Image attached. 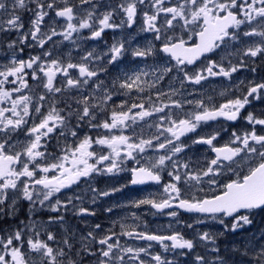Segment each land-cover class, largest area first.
Here are the masks:
<instances>
[{
  "label": "snow or ice",
  "instance_id": "6c2138e0",
  "mask_svg": "<svg viewBox=\"0 0 264 264\" xmlns=\"http://www.w3.org/2000/svg\"><path fill=\"white\" fill-rule=\"evenodd\" d=\"M145 4L146 0H119L118 4L109 5V10L98 12L96 0H79L78 4L74 0H11L10 5L8 0H0V33L17 34L7 48L15 51L18 45L31 47L34 42L44 49L27 60L14 55L7 65H0V219L15 217L19 200L29 202L30 213L39 205L57 214L47 222L29 217L27 223L20 221L14 230L0 229V264H32L29 253L38 254L40 264H84L85 257L94 258L93 264H174L160 254L149 253L151 244L122 245L121 237L154 241L165 252L179 249L195 253L198 246H203L205 252L196 253L193 264H264V243L245 245L243 250L234 247L231 256L226 255L227 248L222 254L217 244L224 232H236L251 225L254 215L264 212V112L242 116L253 99H264V83H251L246 93L219 104L213 103L211 97L188 99L193 93L185 94L176 88L170 92L158 90L155 98L151 93L147 98L141 95L173 71L183 89L186 82L198 85L208 77L231 78L245 66V57L264 56V0H147L149 10L142 12L141 31L153 33V41L160 42L158 47L149 42L130 48L125 42L116 41L105 52L96 48L82 50L76 62L55 54L54 48L45 49L49 42L55 46L53 38L57 36L75 45L78 39L99 40L108 29L124 25L130 28L141 11L139 6ZM24 12H31V26L27 30L21 15ZM117 14L124 17L120 24L114 23ZM46 18L50 19L49 24ZM242 26H248L243 37L260 40L237 50L240 56L237 64L229 61L225 67L222 62L208 59L206 54L221 49L228 41H239ZM84 30L89 35L83 36ZM23 50L19 48L20 52ZM127 55L133 60L159 56L164 67H153L152 82L144 79L149 76L144 70L124 72L110 84L101 79L109 71L107 66H115ZM201 58L208 62L203 63ZM27 76L44 90L35 102L32 95L23 94V89L29 87ZM17 82L19 86H15ZM5 84L14 86L7 89ZM86 89L91 91L85 94ZM68 90H75L77 95L71 97V103L64 101L63 108L57 106L60 101L49 100L50 95L55 97ZM113 91L128 99L116 105L107 119L93 123L98 115L95 109L106 111L108 102L113 100ZM177 95L181 98L173 99ZM72 118L76 119L77 127L87 123L105 132L79 138L77 131L72 130L77 143L65 146L59 156L46 154L48 138L67 127ZM147 118H154L148 126L156 129L147 138L123 133ZM220 118L231 122L243 119L249 127L233 130L223 144L218 139L223 129L204 135L197 133L203 125ZM19 131H24L27 137L22 143L14 140ZM117 131L119 134H114ZM60 135L64 132L60 131ZM194 145L207 146L208 154L195 160L186 157V151ZM146 153L151 154L145 157ZM127 160L138 165L127 169L131 173L130 184L154 182L162 186L159 197L149 195L135 201V207L148 205L161 214L170 210L166 214L177 218V224L181 223L180 211L198 214L193 217L195 225L211 220L222 225L224 231H201L193 223H187L185 227L193 232L191 238H186L179 230L155 234L137 231L138 225L130 228L120 223L121 231L116 232V222L107 231L97 223L86 235L81 234L79 248L74 242L76 234L70 229H65L62 240L57 242L49 226L64 223L62 210L71 207L78 216L96 215L94 209L83 206L81 196L62 200L57 194L82 180L87 182L94 174L116 175L125 171L123 165ZM165 172L170 179L162 183ZM122 187L125 186L101 190L89 185L91 203L121 191ZM132 216L139 219L135 213ZM261 239L264 240V232ZM53 243L57 246L53 247ZM210 253L214 255L210 257ZM142 256H150V261L146 262Z\"/></svg>",
  "mask_w": 264,
  "mask_h": 264
},
{
  "label": "rangeland",
  "instance_id": "374dc122",
  "mask_svg": "<svg viewBox=\"0 0 264 264\" xmlns=\"http://www.w3.org/2000/svg\"><path fill=\"white\" fill-rule=\"evenodd\" d=\"M9 5L11 0H8ZM75 3H79V0H74ZM98 4V3H97ZM87 7V6H85ZM141 9V13L145 10L144 7L146 9H148L147 7V0H146V4L145 5H140L139 6ZM108 10L107 8L102 7L101 10L98 7V12H104ZM149 10V9H148ZM22 15V19L23 22L26 23V25L28 24V21L30 22V17H31V12H24L21 13ZM118 14L114 16V23L115 21H117L118 18ZM51 21L49 18H46V24H49ZM59 23H63V22H59ZM118 24V22L116 23ZM142 29V25L141 23L138 22L137 24V31L135 34H132L131 36H127L126 40L127 41H132L133 43H138L141 41L142 36L145 34V31H141ZM27 30V29H24ZM45 31H47V28L45 27L44 29ZM59 30V29H58ZM118 30V31H117ZM248 30V26H242L241 30H240V37L241 39L239 41H228L226 46H222L221 49H217L214 52V61L217 62H222L224 64L225 67L228 66L229 61H231L232 64H237L239 62L240 56L237 55V50H243L245 47L250 46L256 42H259L260 38L259 37H243V31ZM108 32V37L111 38V41H103L102 43V50H97L98 52H105L107 51L108 47L113 44L116 41H122L123 40V36H124V32L126 31V25H124L121 28H117V29H108L106 30ZM117 31V33L115 34V32ZM83 35V34H82ZM17 34L16 33H0V40H2L1 43V48L2 50H4V48L6 47L7 43L12 40V39H16ZM84 36V35H83ZM115 36H117L115 38ZM73 38H76V34H73ZM54 41H56L57 43L55 44V46L52 44V42H49L48 44L45 45V49H55V54L60 55L62 58H64L65 60L69 59L70 57H75L79 59V56L82 54V50H87L88 47L91 46L92 48H96L94 47V44L91 43L90 44V40H77V44H72L70 41H62V37H54L53 38ZM107 39V38H106ZM150 40H153V38H151ZM32 46L35 47L34 42H32ZM103 46H105V48H103ZM39 48V47H38ZM40 49V48H39ZM9 51H11L10 49H8ZM44 51V49H40L39 54H41V52ZM5 56H7V60H11L12 57L15 55L16 58L18 59V57L20 59H24V55L21 56V52L19 51V55L17 57V53L13 52L11 55H9V53H5ZM28 58L31 56L30 54L27 55ZM264 58V56H262ZM223 58V59H222ZM4 60L2 65H7L6 61ZM25 60V59H24ZM264 61V59H263ZM144 61H139L137 60L136 62H134V65L136 67L137 70H144V71H148L149 73L152 72L151 67L148 66L147 63L141 64ZM146 62H149L146 60ZM208 62V60L206 61ZM206 64V63H205ZM245 61H244V65H245ZM244 67V66H243ZM241 67L239 69V71L235 72L232 74L231 78H226L223 76H218L217 79H214V77H211V79H206L204 81H202L200 84L198 85H194V84H190V83H185L184 88L181 89L180 84L178 81H174L172 78L167 77L169 74L166 75V77L160 81L159 83L156 84V88L155 91L152 92L151 94L153 95V98H155V93L159 90V91H163V92H170L171 88H176V89H180V91L184 92L185 94L187 93H193V95L188 96V99H193V98H205L207 99L208 97L212 98V102L213 103H217V101L219 103H223L226 101V99L232 98L234 96L230 95V89H240V78H238L237 76H239L240 71H242ZM30 71V70H28ZM261 73L258 74V76L262 75V70L260 71ZM172 76L174 78L177 77V74H172ZM236 77V78H235ZM27 80L31 81V77L27 76L25 77ZM101 79L103 80V76H101ZM154 80V77H151L150 80H148L149 82H152ZM34 81V80H33ZM250 82V81H248ZM38 83V82H36ZM18 84V82H17ZM17 84L15 86H17ZM250 85V84H248ZM14 86V85H13ZM12 88V87H11ZM40 91L37 92L36 88L35 90L32 92V88L28 87L27 89H25L23 91V94H28V95H32L33 96V101L35 102L36 97L41 94L44 90L42 87L39 86ZM188 89V90H186ZM147 90V88H146ZM91 89H86L85 90V94H87V92H90ZM238 93L239 91H235L234 93ZM146 93V91H145ZM143 93L141 95H143L145 98H147V95ZM221 93H223V95H221ZM233 93V94H234ZM103 93H98L97 95H102ZM73 95H77V93L75 92V90H68L65 93L62 94H56L55 97H52L51 95L49 96V100L51 99H56L57 101H60V103L57 105L58 107L63 108L64 105V101H68L69 103H71V97ZM135 93H133V97H135ZM121 97L120 99L116 100L113 103L107 104V108L106 111H101L99 108L95 109V111L97 112V121H93V123L102 121L104 119H107L110 116L111 111L113 110V108L116 105H119L122 101L124 96L123 95H117L116 93L114 94V97ZM127 97V96H126ZM181 97L179 95L177 96H173V99H180ZM98 103V101H97ZM46 106H47V102H45ZM73 107H76V105L73 104ZM248 112H254L257 115L259 114V110L256 109L255 107H253V111H250V109H248L246 111V113L244 114V116L247 115ZM263 112H264V108H263ZM154 118H147L146 121H137L136 124H132L131 127L124 129L123 133L125 135H143L145 138H147L148 136H150L153 132L156 131V129L150 128L148 125L153 123ZM31 123V121H30ZM212 124H207V125H203L201 128H199L197 130V133L200 134L201 132L203 133H207V132H213L216 130H221L220 135H222L221 133L225 130L224 127L220 126V124H216L215 127H212ZM249 126L247 125L246 121H244L243 119L241 120V122H238L236 124V128L235 130L238 131H243L245 129H247ZM75 130L78 133V137L82 138L84 135H90V136H97V135H101L104 134L105 130L103 129H94L89 127V125L87 123H81L79 127H77V121L75 118H72L71 121L67 124V127L60 129L58 131H56L55 133H53L47 140V144H46V154L47 153H51L54 156H59L62 154V149L65 148V146H72L74 143L78 142V138L77 137H73L71 135V131ZM60 131L64 132V135L61 136L60 135ZM114 134H119V131L115 132ZM196 134H190V136L195 137ZM17 137H18V142H24L26 141L27 137L24 133V131H19L17 133ZM229 138H224L222 139V143H225L226 141H228ZM220 141V139H219ZM187 143L191 144V142H189V140L186 141ZM105 152H107V149H104ZM151 153H146L144 154L145 157L147 155H150ZM207 153V151L203 148H197V151H193V152H186V157H190L193 160L197 159V158H203ZM138 159L140 158L139 156L137 157ZM141 163H143V160H141ZM138 165H136V162L134 160H127L125 162V164L123 165V167L126 169L125 171H122L116 175H100V174H94V176L89 179L87 182H84L83 180L76 185L75 187H71L69 189H67V192L62 191L61 193L57 194V196L64 200L68 197H75V196H81L84 200V203L90 204L89 205H83L85 207H89L91 209H94L95 211L98 209V206H101V208L98 211H103L102 215H96L97 218L99 219V223L101 224V220H105L104 222V227L105 228H113V222H116L114 230L116 232H120L121 229L119 227L120 223H124L126 225H129L130 228L131 227H136L138 225V227H136L137 231H146V230H150V231H174V230H179L181 232H183V234L188 235L189 232L192 236V230L185 227V225L187 223H193L194 224V220L192 217H188L186 215L180 214L178 219L181 221L180 224L176 223V219L177 218H172L170 216H168L166 213L169 210H165L164 214L161 213H156L152 208H150V206L148 205H142L139 208L134 206V202L138 201L140 199L146 198L149 195L155 196V197H159V195L162 193V186L160 185L158 188H154V190H150L152 187H149L147 189H144L145 187L142 188H138V189H134V188H130L129 187V181H130V171H128L127 169H131L133 167H137ZM162 178H163V183L168 182V180L170 179L167 176V173H163L162 174ZM224 179V178H223ZM154 184V183H153ZM89 185L97 188V189H101V190H109L113 187H121V186H125L122 187V190L119 192H115L112 195L108 196V197H101L103 200V205H102V200L101 198H99L97 200V202L95 204L91 203V196L92 193L89 191ZM157 185V184H155ZM72 191V192H70ZM75 203L80 202V201H74ZM78 204V203H77ZM126 206V207H123ZM71 208V207H70ZM107 208H111L112 211L111 212H107L106 209ZM72 210V209H71ZM64 211V210H62ZM73 211V210H72ZM66 214H62L65 217L64 219V223L63 224H52L49 226V230H51L54 234H56L57 236V242H60L62 240V237L65 234V229H70L72 232H74L76 234L77 232V223L76 221L79 220L80 222L82 220L88 221L86 216H78L76 215L74 218H72L73 222L72 223L70 220L67 219V211ZM74 212V211H73ZM135 213L137 217H139V219H134L132 214ZM70 215H72L71 213H69ZM56 213L51 212L48 207L45 206V213L40 214V222H47L50 216H56ZM94 216V217H96ZM255 218V215L253 217V219ZM96 223H90L88 225L87 231L86 233L92 228L94 227ZM169 225H171V227H169ZM252 225V224H251ZM251 225H247L242 229H238L240 231L243 232L244 236L241 239H232V241L234 242H238L241 244V247L236 246V248H239L241 250H243L245 245H254L257 242H261V236H259L258 233H262L264 232V230L262 229V225L260 228H254L253 231L250 230V226ZM210 226L212 231L215 232H221L224 231L223 226L219 225L218 223H215L214 221L208 220L205 224L202 225H195L194 224V228H197L201 231H205V227ZM107 229V230H108ZM247 229V230H246ZM105 229V231H107ZM130 230V229H129ZM237 230V231H238ZM236 231V232H237ZM236 232H230L232 235H236ZM245 232V233H244ZM85 235V234H84ZM76 236H78L76 238V240L74 241L76 243V247L79 248L80 247V243H79V239H80V235L76 234ZM191 236L186 237V238H191ZM223 237V236H222ZM219 237V238H222ZM45 238L46 237H42ZM124 240V242L122 241ZM51 243V242H50ZM120 243L123 245H127V246H132V247H140L139 245H137L138 243L133 242L130 238L128 237H121L120 238ZM57 243H53V247H56ZM201 248L204 249L203 246H200ZM226 248H230L229 246ZM25 251L27 252V247L25 246ZM201 251V250H199ZM171 254L168 255L166 257L167 260H171L174 262V264H187V263H181V258L185 257L186 255H183V253H185V250H170L169 251ZM202 252H205V249L202 250ZM143 259H145V261H148V256H142ZM29 259L32 261V264H40V257L38 256V254L36 253H29ZM235 259H239L237 258V256L235 257ZM93 260L94 258L92 257H85L84 259V264H93Z\"/></svg>",
  "mask_w": 264,
  "mask_h": 264
},
{
  "label": "flooded vegetation",
  "instance_id": "af4514ba",
  "mask_svg": "<svg viewBox=\"0 0 264 264\" xmlns=\"http://www.w3.org/2000/svg\"><path fill=\"white\" fill-rule=\"evenodd\" d=\"M96 2L98 3L99 8L101 10L102 7L107 8L109 5L118 4L119 0H96ZM144 9L148 10L145 7H144ZM118 16L119 17L117 18V21H115V23L118 22V24H120L121 20L124 17H123V14H118ZM60 22H63V21H60ZM138 22L141 23L142 27L144 26L143 25V15H142L141 11L138 14V16L136 18V22L132 25V27L129 28L126 25V31L124 32V36H123L122 42H125L126 46L130 47V48H135V47H138V46L143 47V46L148 45L149 42H154L157 45V47H158L159 43H160L159 41L150 40L151 38H153V35H154L151 32H145V34L141 38V41L138 42L137 44L133 43L132 42L133 40L132 41H127L126 40L127 36H131L132 34L136 33ZM24 24H25V29H27V28H29L31 26L29 21H28L27 25H26L25 22H24ZM117 31L115 32V34L117 33ZM82 34L84 36H87V35H89V32H88V30H84ZM116 37L117 36H115V38ZM105 40L112 42L111 38L108 37V32L107 31H105V33L103 34L101 39H99V40H90V44L93 43L94 47H96L97 50H102V43ZM1 43H2V40H0V65H2L4 60H7V58H8L7 56L4 55L5 53H9V55H11L13 52H16L17 53V57L20 56L19 55V48H21V47H23V49H24L23 52H21V56L24 55V59L25 60L28 59L27 55H29V54L31 56L32 55H39L40 49L37 46L28 47V46H25V45H18L17 49L15 51H13V50L9 51L8 48H7V45L4 48V50H2ZM103 48H105V46H103ZM87 50H91V46L88 47ZM161 55H163V54H161ZM213 56H214V53H208L207 54V57L210 60L214 59ZM70 58L72 59L73 62L78 61V58H75V57H70ZM18 59H20V58L18 57ZM201 59H202L203 63H207L206 59H204V58H201ZM238 59L240 60V58H238ZM263 59L264 58L262 56H257L256 58H250V57H245L244 58V61H245L246 64L242 68V71H240L239 76H237L238 78H240V81L243 82V83L240 84V89L231 88L230 89V95L239 96V95H242V94L246 93L247 88L250 86L248 84H251V83H264V61H263ZM137 60L144 61L141 64L147 63L148 66L151 67V68H153L154 66H159L162 69L164 67V62L160 59L159 56H157V57H149V58H147V61H149V62H146V60H142V59L133 60V58L130 55H127L119 63H117L115 66H111V65L107 66L109 71H108L107 74H102L101 75V76H103V80L107 84H110L111 80L113 78H115L116 76L121 75L124 72H131L132 70H137L135 65H134V62H136ZM9 62L10 61L7 60L6 64H8ZM199 64H200V62H198V65ZM189 67L193 68L195 66H189ZM253 68L255 69V71H252ZM140 70H142V69H140ZM261 70H262L263 73H262V75L258 76V74L261 73L260 72ZM151 73H149V76L145 77L144 79L150 80V78L153 77L151 75ZM172 74H177V73L175 71H173L172 73H169V75L167 77L172 78L174 81H178V79L174 78L172 76ZM217 77L218 76H215L214 79H217ZM208 78L211 79V77H208ZM248 81H250V82H248ZM36 82L37 81H33V80L29 81L28 80V84H29V87L32 88V92L35 90V88H36L37 92L40 91L38 83H36ZM17 86H19V82H18ZM4 87L7 88V89H11V87H13V85L12 84H5ZM155 88L156 87L151 88V89H147L145 94L148 96L150 93L155 91ZM24 90L25 89H23V91ZM186 90H188V89H186ZM235 91H239V92L238 93L237 92L234 93ZM114 94H115V91H113V100L109 101L108 104L113 103L116 100L121 98L120 96L119 97H114ZM14 95H16V94H14ZM127 99H128V97L124 96L123 101L127 100ZM218 101L215 104H219ZM5 106H7V105H5ZM253 107L258 109L259 110V114H261L263 112V108H264V99H253L251 104L246 107V110H244L242 112V116H244V114L246 113V111L248 109H250V111H253ZM241 120L242 119H240V120H238L236 122H228V121H225L223 119H219L217 121L209 122V124H212L213 125L212 127H215L216 124H220V126L225 128V130L221 133L222 135H220V137L218 138V139H220L219 143L223 144L221 140L226 138V137L229 138L230 137V133L233 130H235L236 124L238 122H241ZM207 133H210V132H207ZM207 133L201 132L200 135H204V134H207ZM14 140L18 142L17 134H15ZM189 142H191V140H189ZM197 148H203V149H205L207 151V146H205V145H194V146L191 147V149L187 150L186 152L197 151ZM223 178L226 180L228 177L225 176ZM163 181L164 180L162 178V183H163ZM75 186L76 185H73L72 187H75ZM159 186L160 185H155V183L154 184L153 183H149V184H146V185L131 187L130 183H129V187L130 188H134V189H138V188H142V187H145L144 189H147L149 187H152L150 190H154V188H158ZM62 191L67 192V189L66 190H62ZM70 192H72V191H70ZM101 200H102V198H101ZM77 203L80 204V202H77ZM83 205L91 206L90 204H87V203H84ZM102 205H103V200H102ZM17 206H18L19 210H18V212H17L15 217H13V218L3 217L2 219H0V229L4 230L5 232H7L8 230H14L17 227V225L19 224L20 221H24L25 223H27L29 221V217H31V219L40 221L39 215L45 213V207H40L39 205L36 206V209H35L34 212L30 213L29 212V202L26 201V200H19L17 202ZM123 207H126V206H123ZM100 208H101V206H98V209L96 210V215L97 214L99 216L102 215L103 211H98ZM153 210L156 212L155 209H153ZM61 213L62 214H66V212H64V211H61ZM69 213H71L72 215H70ZM180 214H183V215H186V216L192 217V218L194 216L198 215V214H185V213H182L181 211H180ZM75 216H76L75 212H73L71 210V208H69V210H67V219L75 224V222H73V220H72V218H74ZM86 217H87L88 221H85V220H82L81 222L79 220L76 221V223L78 225L77 228H76L77 229L76 234H78L80 236H81V234H85L86 235V231H87L89 222L90 223H96V224L99 223V219L97 218V216L96 217H94V216H86ZM100 222H101V225H102L103 229L107 230L108 228L104 227L105 220H101ZM204 230L213 232L210 226L205 227ZM146 231L150 232V233H155V234H165V235L171 234V231H167V230H165V231H150V230H146ZM189 231H190V229H189ZM182 234H183V232H182ZM258 234H259V236H261V233H258ZM188 236L189 237L191 236L190 232H189L188 235H185V237H188ZM243 236H244V234L240 230H238L236 232V235H232L230 232H224L223 237L217 239V244L219 245V247L221 249V253L224 254V249L229 246L230 248L229 249L227 248L229 251H228V253L226 255L231 256L232 249L234 247L236 248V246L239 245L238 247L242 248L241 244L239 243V241L236 243L235 241L233 242L232 239H235V240L241 239V238H243ZM77 237L78 236H76V238ZM130 239L133 242L138 243L137 245H139L140 247H148V245L151 244V247L148 249V251H149V253H151L153 255L154 254H160L163 258H166L168 255L171 254L169 251L165 252L163 250V248L159 244L154 242V241L153 242H148V241L138 240V239H133V238H130ZM122 241L124 242V240H122ZM259 243H264V240H261V242H259ZM122 245H123V243H122ZM209 247H211L210 244H209ZM199 250H201V251H199ZM202 250H204V249L201 248L200 246H198L196 248L195 253H187V250H185L186 252L183 253V255H186V256L181 258V263L193 264L194 255L196 253L203 254ZM213 255L214 254L210 253V257L213 256ZM164 256H166V257H164ZM237 258H239V256H237ZM148 261H150V256H148ZM153 264H154V262H153Z\"/></svg>",
  "mask_w": 264,
  "mask_h": 264
},
{
  "label": "trees",
  "instance_id": "16d2710c",
  "mask_svg": "<svg viewBox=\"0 0 264 264\" xmlns=\"http://www.w3.org/2000/svg\"><path fill=\"white\" fill-rule=\"evenodd\" d=\"M262 225V229L264 230V212H259L255 215L252 225L250 226V230L253 231L254 228H260Z\"/></svg>",
  "mask_w": 264,
  "mask_h": 264
},
{
  "label": "water",
  "instance_id": "95a60500",
  "mask_svg": "<svg viewBox=\"0 0 264 264\" xmlns=\"http://www.w3.org/2000/svg\"><path fill=\"white\" fill-rule=\"evenodd\" d=\"M207 55V54H206ZM220 119H222V118H220ZM228 122H231V121H228ZM149 183H154V182H149ZM149 183H146V184H149ZM146 184H142V185H146ZM130 186L131 187H134V186H141V185H132V184H130ZM63 190H66V189H63ZM182 213H185V214H190V213H186V212H183V211H181Z\"/></svg>",
  "mask_w": 264,
  "mask_h": 264
}]
</instances>
